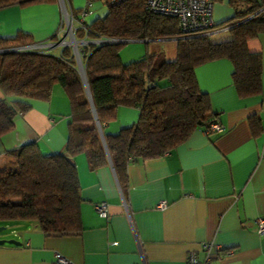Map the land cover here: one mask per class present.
<instances>
[{
    "label": "crops",
    "instance_id": "obj_1",
    "mask_svg": "<svg viewBox=\"0 0 264 264\" xmlns=\"http://www.w3.org/2000/svg\"><path fill=\"white\" fill-rule=\"evenodd\" d=\"M64 1L74 16L72 24L80 26L79 13L89 6L87 0ZM251 2L213 0L214 26L204 32L210 41L231 39L226 23L236 18L237 11L264 4V0ZM87 10L92 14V9ZM91 14L84 18L86 22L95 19ZM62 16L60 0L2 6L0 37L23 32L34 43L68 39L66 25L60 28ZM161 39L135 40L146 42L144 54L175 59L176 40ZM247 45L261 54L262 89L256 95H238L229 58L194 68L200 90L210 97L214 119L224 125L222 131L207 132L198 126L162 156L129 163L124 188L110 161L92 169L84 153L76 154L82 229L46 233L36 221L11 220L10 229L0 238L20 243L0 244V264H52L56 252L72 264H185L190 251L206 258L207 250L201 246L205 242L210 243L209 264H264V234L256 231V218L264 219V30ZM62 47L54 45L49 52L59 54ZM28 101L30 107L15 116L13 129L0 136V167L9 162L7 151L26 142H36L43 154L65 149L70 103L62 87L54 84L49 99ZM138 115L137 107L120 105L117 117L104 125L103 132L116 133ZM252 116L259 117L257 135L250 126ZM100 201L107 202L106 216L94 208ZM159 201L165 202L163 208L157 206Z\"/></svg>",
    "mask_w": 264,
    "mask_h": 264
},
{
    "label": "trees",
    "instance_id": "obj_2",
    "mask_svg": "<svg viewBox=\"0 0 264 264\" xmlns=\"http://www.w3.org/2000/svg\"><path fill=\"white\" fill-rule=\"evenodd\" d=\"M53 1L0 0V7ZM105 1L107 12L78 26L76 38H174L176 58L146 53L123 62L119 42L88 44L82 63L90 100L70 46H63L59 54L1 51L0 136L13 129L15 116L30 107L29 99H49L56 83L69 99L70 119L64 151L43 154L36 142L7 151L9 162L0 167V222L32 220L46 233L80 231L82 198L74 156L84 153L92 169L110 161L124 188L129 163L162 156L196 127L206 129L215 119L208 93L198 86L197 65L229 58L239 96L256 95L262 89L261 54L247 45L264 30L258 11L262 5L254 0H245L253 4L237 11L238 22L226 23L232 38L220 42L210 41L208 34L183 33L176 16L148 11L145 0ZM33 42L30 35L18 32L14 37H0V49ZM120 105L137 107V120L116 133L103 132L104 125L117 117ZM249 121L257 135L259 117Z\"/></svg>",
    "mask_w": 264,
    "mask_h": 264
},
{
    "label": "built area",
    "instance_id": "obj_3",
    "mask_svg": "<svg viewBox=\"0 0 264 264\" xmlns=\"http://www.w3.org/2000/svg\"><path fill=\"white\" fill-rule=\"evenodd\" d=\"M120 0H108V2H117ZM63 6V16H62V25L60 23V28H62L63 23L66 25L65 33L66 36L71 39L75 36V29L72 24V20L74 16L71 12L66 9L65 1L60 0ZM91 0H87L86 4L90 5ZM144 7L153 13L167 14L176 16L179 20L180 29L185 34H205L214 26V22L212 19V7L213 0H145ZM87 9L83 8L82 10V18L79 19V23L81 27H84V18L87 14ZM260 13L264 18V4L259 8ZM68 38V39H69ZM79 41L83 43H103L105 41L104 38H96V39H87L84 37L79 39ZM61 44L63 46L70 44L67 38H62L58 41H48V42H39V43H31L25 45L24 47H17L16 50H38V51H49L50 48L54 45ZM74 54V52H73ZM224 129V125L219 121L213 120L208 123L206 128L207 132L214 131H222ZM157 206L163 208L165 206L164 201H159ZM94 208L100 216H106L108 213L107 202L100 201L94 204ZM256 231L260 234H264V219L261 217L256 218ZM203 248L207 250V256L204 259H199L194 251H190L186 257L185 264H209L210 259V243L205 242L201 245ZM52 264H72V261L64 256L63 254L56 252L54 255V259Z\"/></svg>",
    "mask_w": 264,
    "mask_h": 264
},
{
    "label": "rangeland",
    "instance_id": "obj_4",
    "mask_svg": "<svg viewBox=\"0 0 264 264\" xmlns=\"http://www.w3.org/2000/svg\"><path fill=\"white\" fill-rule=\"evenodd\" d=\"M106 4L107 3H106L105 0H92L91 5L87 6V9H89V10L92 9V14L88 13V14H86L85 17L88 18V16L90 14H91V17L94 16V18H96L99 15L103 16L107 12V5ZM89 7H91V9ZM82 10L83 9H81V11L79 13L80 14V18H82V16H81ZM104 39L105 40H109L111 38L110 37H107V38L104 37ZM67 40L70 43L67 46L70 45V47L72 48V50L74 52V56H75V59H76L77 67H81L82 68V66H83L82 62H83L84 48L88 44H98V43H94V42H92V43H83V42L79 41V38H76L75 36L72 39V41H71L70 38L67 39ZM160 41H164V42L168 41V42H174L175 43V39L174 38H162ZM119 44H120L119 53H120V57L123 60V62L131 61L134 58H137L138 56L143 55L146 52V42L144 40L125 41V42H119ZM9 223H10V220L9 221L0 222V226H3V228L0 229V234H5V233L8 232V230L10 229V224Z\"/></svg>",
    "mask_w": 264,
    "mask_h": 264
},
{
    "label": "water",
    "instance_id": "obj_5",
    "mask_svg": "<svg viewBox=\"0 0 264 264\" xmlns=\"http://www.w3.org/2000/svg\"><path fill=\"white\" fill-rule=\"evenodd\" d=\"M132 40H135V39H131V38H111L109 40L103 41V43H112V42L113 43H117V42H125V41H132ZM26 45H28V44H26ZM24 46L25 45L18 46V47H24ZM15 48H17V47H10V48L0 49V52L1 51H8V50H16ZM78 70H79L80 76H81V78H82V80L84 82L86 93H87L89 99L91 100V94H90V91H89V88H88V83H87V79H86L84 66H82V68L78 67ZM100 132H101V136H102L103 134H102V130L101 129H100ZM1 228H3V226H0V229ZM4 242H9V243H14V244H19L20 243V241L14 239V238H0V244L4 243Z\"/></svg>",
    "mask_w": 264,
    "mask_h": 264
},
{
    "label": "bare ground",
    "instance_id": "obj_6",
    "mask_svg": "<svg viewBox=\"0 0 264 264\" xmlns=\"http://www.w3.org/2000/svg\"><path fill=\"white\" fill-rule=\"evenodd\" d=\"M74 42V41H73ZM76 42V41H75Z\"/></svg>",
    "mask_w": 264,
    "mask_h": 264
}]
</instances>
